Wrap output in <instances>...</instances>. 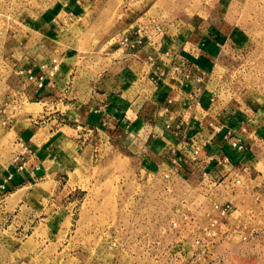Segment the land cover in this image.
Wrapping results in <instances>:
<instances>
[{
	"label": "rangeland",
	"instance_id": "374dc122",
	"mask_svg": "<svg viewBox=\"0 0 264 264\" xmlns=\"http://www.w3.org/2000/svg\"><path fill=\"white\" fill-rule=\"evenodd\" d=\"M124 3L0 0V264H264V143L250 168L212 182L176 181L158 160L86 153L77 174L50 172L42 197L8 183L26 178L14 164L24 138L55 145L70 134L97 76L123 55ZM171 24L218 44L199 122L264 102V0H156V27ZM62 61L73 83L42 97ZM45 166L29 176L56 168ZM149 166L156 174L137 172Z\"/></svg>",
	"mask_w": 264,
	"mask_h": 264
},
{
	"label": "crops",
	"instance_id": "0c3cea01",
	"mask_svg": "<svg viewBox=\"0 0 264 264\" xmlns=\"http://www.w3.org/2000/svg\"><path fill=\"white\" fill-rule=\"evenodd\" d=\"M121 13L116 29L120 44L125 37L139 43L133 49L122 46L121 58L97 76L86 102L78 106L79 119L73 120L70 134L55 138V145L24 138L25 147L20 144L23 149L16 153L14 164L26 178L21 182L9 178L14 189L28 193L35 187L42 197L50 185V172L77 174L75 168H82L86 153L124 163L137 158L141 164L148 160L156 165L158 160L172 179L189 183L198 178L212 182L255 163L264 143V102L222 112L205 125L206 118L198 121L202 81L217 42L197 26L185 24L167 25L156 33V0H125ZM60 65L55 77L46 76L42 97L73 83L74 65L66 61ZM234 142L242 149L233 147ZM49 162L54 170L44 169L36 179L29 176ZM139 171L156 174V166Z\"/></svg>",
	"mask_w": 264,
	"mask_h": 264
},
{
	"label": "built area",
	"instance_id": "2783aa9c",
	"mask_svg": "<svg viewBox=\"0 0 264 264\" xmlns=\"http://www.w3.org/2000/svg\"><path fill=\"white\" fill-rule=\"evenodd\" d=\"M129 1H132V0H129ZM156 30L160 31L159 27H156ZM139 43V40H130L129 38L125 37L123 38V40L121 41V45L124 47H127V48H130V49H133L136 47V45ZM52 64H53V70H56L57 69V62L56 60H53L52 61ZM49 76H52V74H49ZM30 79H32L30 77ZM43 79V76L39 77V80H42ZM232 146L233 147H236L238 149H242V145L241 144H238L237 142H234L232 143Z\"/></svg>",
	"mask_w": 264,
	"mask_h": 264
}]
</instances>
